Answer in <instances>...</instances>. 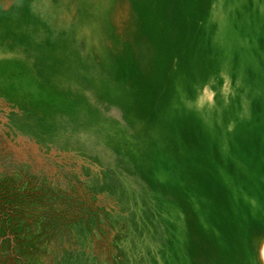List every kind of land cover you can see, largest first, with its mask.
I'll return each mask as SVG.
<instances>
[{
	"label": "rangeland",
	"instance_id": "obj_1",
	"mask_svg": "<svg viewBox=\"0 0 264 264\" xmlns=\"http://www.w3.org/2000/svg\"><path fill=\"white\" fill-rule=\"evenodd\" d=\"M0 264H264V0H0Z\"/></svg>",
	"mask_w": 264,
	"mask_h": 264
}]
</instances>
